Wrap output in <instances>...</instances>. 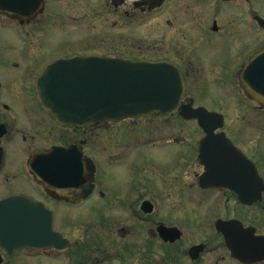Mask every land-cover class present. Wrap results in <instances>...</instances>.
<instances>
[{"label": "flooded vegetation", "instance_id": "af4514ba", "mask_svg": "<svg viewBox=\"0 0 264 264\" xmlns=\"http://www.w3.org/2000/svg\"><path fill=\"white\" fill-rule=\"evenodd\" d=\"M52 1L19 0L11 11L0 10V28L15 31L2 39L6 41L4 45L0 44V200L21 194L43 201L54 211V228L69 242L63 249L53 247L46 252L61 253L63 264H264V103L236 94L239 105L251 106L253 113L262 115L244 114L245 125L238 128L241 136L236 139L225 130L226 113L196 103V95H192V80L201 76L202 82L208 81L199 86L201 91L216 88V102L221 98V85L230 84L234 91L239 90L241 85L235 76L250 54L264 45V0H257L259 7L251 0H208L192 7L186 4L184 11L193 17L187 25L202 24L204 12L197 5L208 6L205 13L212 22L202 27L207 35L187 49L174 44L173 54L160 56L177 61L183 69L188 88L180 103L221 112L224 125L215 133L224 130L242 149L207 150L204 154L199 150L204 132L197 118H184L180 107L167 114L92 126L62 124L42 108L39 75L55 58L71 56L63 53L46 61L44 52L37 54L33 50L37 40L28 26L48 25L49 22L42 25L44 20H38V16L48 11ZM105 4L115 9L125 5L123 11L129 19L141 11L161 12L172 6L165 0H106ZM176 6L182 7L174 5L172 10L177 11ZM219 21H223L222 25ZM190 27L179 29L181 35L187 36ZM231 34L239 35L238 43ZM12 38L17 41H9ZM205 38L222 51L206 53ZM247 41L258 45L237 61L232 59L230 65L229 55L241 53ZM49 54L53 55H45ZM163 123H177L178 129L158 134L156 130ZM102 128L109 130L104 139ZM187 129L192 143L172 150V165L148 153L147 150H161V140L166 137L181 142V136L171 133ZM199 131L201 135L197 137ZM250 134L252 144L246 140ZM69 147L83 150L90 158L87 169L92 180L81 184L78 195L64 196L40 183L31 170V158L44 150ZM91 183L93 189L85 196ZM87 204L91 205L88 212ZM90 216L92 226L85 221ZM169 229L179 232L180 237L169 239ZM6 257L7 253L0 249L3 264Z\"/></svg>", "mask_w": 264, "mask_h": 264}, {"label": "water", "instance_id": "95a60500", "mask_svg": "<svg viewBox=\"0 0 264 264\" xmlns=\"http://www.w3.org/2000/svg\"><path fill=\"white\" fill-rule=\"evenodd\" d=\"M15 1L19 0H0V3L10 4L14 9ZM241 80L246 91L264 103V47L245 63ZM39 86L43 107L58 121L76 125L167 112L178 105L186 90L181 67L172 60L125 59L100 54L56 60L40 76ZM192 112L199 113L203 119L200 123L206 135L199 144L203 154L207 150H241L224 132H214L223 125L221 114L203 107L183 106L186 117ZM74 149L48 150L35 156L39 165L37 173L45 185L55 186L62 193L72 189L70 186L78 187V181L85 178L83 151ZM45 212L42 206L24 198L2 200L0 246L10 252L21 247H62L65 242L52 230L53 219ZM167 233L172 240L179 236Z\"/></svg>", "mask_w": 264, "mask_h": 264}, {"label": "rangeland", "instance_id": "374dc122", "mask_svg": "<svg viewBox=\"0 0 264 264\" xmlns=\"http://www.w3.org/2000/svg\"><path fill=\"white\" fill-rule=\"evenodd\" d=\"M197 2L206 3L208 0H168V3L172 6H170L168 10L161 11L160 16L159 13L156 15V13L153 12L142 13L141 11L140 13H137L135 17L129 19L123 11L125 5L118 9L113 7L110 8L105 4L106 0L102 3L97 0H54L50 3V7L47 11L48 13L53 12L54 16L46 17L45 14L47 15V12L42 16H38V20H44L42 25L49 22L48 25H40L38 27L31 24L32 26H28L32 30L33 37L37 40L33 50L37 54H41L42 52L48 54L51 52L53 55H42L43 59L46 61H48L49 58H54L56 55L62 56L63 53L67 56L78 54L79 52H102L112 56L126 57H139L142 55L157 57L168 52L173 54L174 44H178L187 49L193 43L200 41V38L203 35H207L202 27L206 28L205 26L212 22L205 13L208 10V6L204 7L197 5V9L204 12L203 14L201 13L200 17L203 19L201 22L202 24L199 25L198 23H192L187 25L193 17L186 14L184 10L187 6L185 5L188 4L192 7ZM251 2L252 5L259 7L257 0H251ZM69 3H73V5H69ZM67 4L68 8H65ZM174 5H182V7L180 8L179 6H176L178 10L174 11L172 10ZM222 6L226 5L222 4ZM262 11H264V3ZM169 20L171 21L169 22ZM222 22L223 21H219V24L222 25ZM189 26L192 27H190L187 32V36H182L179 29L183 27L189 28ZM14 34V29L7 31L0 28V44L4 45L6 41H3L2 39L6 37V35ZM231 35L236 43H238L239 41H237V38L239 35ZM209 38L204 39V51H206V53L209 52L208 54L213 52L215 54L216 52L222 51V48L215 47L213 43L210 44L208 42ZM9 41L16 42L17 39L12 38ZM246 44H248V46L244 48L241 53L238 51L237 53L229 55L230 65H233L231 63L232 59L237 61L242 54L243 56L244 54L248 55V53L258 45V43H252L250 41H247ZM46 45H48V47ZM227 50L228 47L227 49H224L221 57L225 56ZM39 57L41 56L39 55ZM204 70H206V68ZM205 72L201 74H204ZM196 76L200 77L201 75L197 74ZM194 80H192V95H196L194 98L195 102L204 103L209 108L226 113L228 126L225 130L230 134L237 136L235 137L236 139L240 135L238 131L242 129V124H244L242 122V116L244 114H249L250 116L255 115L256 117L262 116L253 113L254 109L251 106L239 105L236 94H242V92L238 89L234 91L230 84L227 86H220L221 98L216 102V97L219 96V93H216L217 89L213 87H205L202 92L200 88L203 83H207L208 81L202 82V76L199 80ZM263 116L261 119L262 126H264ZM161 122H163L162 119ZM250 127H252L251 129H254V126L251 125ZM176 129H178L177 123H163L156 131L158 134H162L175 131ZM247 130L248 132L251 131L250 128H247ZM108 131L109 130L106 131V129L103 130V133L101 134L103 139L104 136L109 135ZM171 134H178V136H181L184 139L183 143L179 145L178 143L172 142L171 144H164L161 146V150H147L151 156H157L155 158L156 160H161V162L169 163L170 165L173 164L175 157L172 150H179L182 147L185 148L190 146V142L192 143L191 140H193L190 136L191 133L189 129L185 132L183 130V132H172ZM200 135L201 131L198 132L197 137ZM250 138L251 134L246 140L252 144ZM145 153L148 154L146 151ZM90 206V204L86 205L87 212L90 210ZM91 219H93L92 216L85 218V221L88 223ZM75 235H77V233H75ZM16 254L17 255H10L12 257L7 256L5 264H63L62 261L56 262L54 259L41 256L30 257L23 253Z\"/></svg>", "mask_w": 264, "mask_h": 264}]
</instances>
